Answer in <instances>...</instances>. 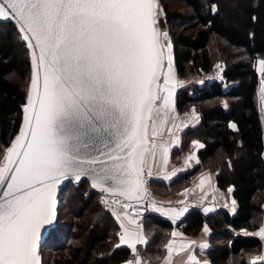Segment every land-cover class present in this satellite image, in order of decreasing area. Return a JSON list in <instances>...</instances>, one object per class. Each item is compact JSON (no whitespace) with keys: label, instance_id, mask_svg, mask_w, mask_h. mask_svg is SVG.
<instances>
[{"label":"snow or ice","instance_id":"6c2138e0","mask_svg":"<svg viewBox=\"0 0 264 264\" xmlns=\"http://www.w3.org/2000/svg\"><path fill=\"white\" fill-rule=\"evenodd\" d=\"M161 11L158 0H0V19L14 20L32 50L24 123L0 165V264H41L40 234L55 220L62 179L90 177L94 188L140 200L147 157L159 151L167 162L157 137L174 112L176 80ZM121 228L134 253L146 243L142 232ZM255 235L264 239V227Z\"/></svg>","mask_w":264,"mask_h":264},{"label":"trees","instance_id":"16d2710c","mask_svg":"<svg viewBox=\"0 0 264 264\" xmlns=\"http://www.w3.org/2000/svg\"><path fill=\"white\" fill-rule=\"evenodd\" d=\"M172 1L158 0L168 27L173 67L179 77L195 72L202 78L175 92L174 108L186 112L194 107L198 117L172 141L171 160L179 162L193 139L203 147L196 152L195 164L170 180L151 177L150 183L156 194L180 191L203 164L214 173L218 188L231 187L237 207L233 213L226 208L204 213L193 207L173 222L153 205L152 212L143 216V228L152 233L144 243L145 251L156 260L175 226L195 235L207 223L211 264H253L250 253L260 251L262 240L235 230L259 228L264 215V126L257 103L260 75L255 67L259 57L264 59V0H243L239 10L230 9V13L228 0H176L181 7H173ZM217 62L221 78L204 77ZM30 74L29 50L18 28L10 20H0L1 163L21 124ZM63 210L72 211L73 219L67 221ZM121 229L115 212L104 209L88 180L70 181L60 196L57 224L42 246L43 264H120L133 255L121 243ZM54 233L59 235L53 241ZM47 248L64 253L45 257Z\"/></svg>","mask_w":264,"mask_h":264},{"label":"crops","instance_id":"0c3cea01","mask_svg":"<svg viewBox=\"0 0 264 264\" xmlns=\"http://www.w3.org/2000/svg\"><path fill=\"white\" fill-rule=\"evenodd\" d=\"M180 82L181 81H178L177 84L174 86L175 92L177 90V87L182 86ZM174 95L175 93L173 94V104H174ZM190 112L183 113L174 108V112L170 113L169 120L166 126L164 127V129L162 130V134L157 137L158 144L164 143L168 147L167 162L166 163L164 162L162 155L159 151H157L154 161L149 155L147 157V163L145 165V171H144V173H147L148 176L150 177L159 176L165 178L166 180H170V178L173 177L175 174H177V172H179L181 169L187 168V162L185 160L186 154L185 156L182 157L183 160L181 162H177L175 164L171 160L170 148L172 141L177 137L179 133V129L185 125L192 124L197 120L196 115H194V117H191L190 114L187 115V113ZM169 128L171 129V132L168 131ZM194 142H192V147H195L197 150L200 148L199 145H203L202 142L199 141H194ZM196 152L194 153V156H192V158L198 161ZM149 170L151 171V175L148 174ZM206 170H207L206 168L200 167L197 170V172L192 176L191 182L186 188L177 192L170 190L168 194L160 195L158 201L155 200L154 202L155 211L167 217L168 219L172 220L173 222H177L180 218L183 217V215H185V213H187L193 207L200 208L204 213H210L217 208H226L231 213H233L236 210L237 205L235 199L233 198L231 192L229 191L231 187H228L227 190H222L218 188L216 186L214 173H210ZM233 201H235V204H233ZM184 209H186V211H184ZM205 209H209V211H205ZM172 210H175V212H173ZM177 212H179L180 215L177 216L176 215ZM124 213L125 212L121 211V213H119L117 216L119 217L118 220L120 221V223L121 224L123 223L126 228L142 232L145 241L148 240L151 237L152 233L150 231H146L143 228L144 217H141L143 219L141 221L139 220L140 222H137L138 218L136 216L128 213V216L126 217ZM129 219L134 220L135 223L129 224ZM205 226L208 229L207 232H205L204 230ZM261 227H264V225L262 224L259 228L255 230L240 228V229H236L235 231L245 235H251V234L255 235V233H257ZM123 232L124 229L122 228L121 235H123ZM173 232L180 233L181 235L174 237L172 235ZM209 232H211V229L207 223H204L200 232L195 235L184 233L181 227L175 226L171 230V232H169V239L166 243L168 245L169 241H173L172 246L174 251L171 256V261L172 262L174 261V263L177 264H193V262L189 261V256H195L196 262H198V264H211L207 254L208 249L210 248V243L208 241V236H207ZM259 238L262 240V249L260 250V253H258V256L256 257H264V239H262L261 237ZM190 242H195V243H190ZM181 244H187L188 247L181 251L180 250ZM202 244L206 245V247L201 248L200 245ZM164 256L165 257L162 262L166 263L165 258L168 257L167 248ZM256 257L252 258V262ZM133 260L134 257H131L121 262L120 264H128V261H133ZM256 262L264 263V261H256Z\"/></svg>","mask_w":264,"mask_h":264},{"label":"rangeland","instance_id":"374dc122","mask_svg":"<svg viewBox=\"0 0 264 264\" xmlns=\"http://www.w3.org/2000/svg\"><path fill=\"white\" fill-rule=\"evenodd\" d=\"M243 0H228L227 1V5H226V7H227V9H226V11L228 12V13H230L229 12V10L231 9V11H233V12H235V10L236 9H238V7H239V4L242 2ZM173 2V7H181V3L180 2H178V1H176V0H173L172 1ZM160 9H161V6H160ZM239 10V9H238ZM161 18L160 19H162V24H161V27H159V25H158V28L160 29V31L161 32H167V34H168V27L166 26V25H164V20H163V14H162V11L160 12V15H159ZM242 15H240L239 17H241ZM239 17L238 18H235L234 20H238L239 19ZM243 17V16H242ZM168 37H169V34H168ZM163 43H165V45L168 43V41H163ZM234 53H236V52H234ZM237 54V53H236ZM171 56H172V52H171ZM242 56H244L243 55V53H242ZM261 60H264L263 58H261V57H259L257 60H256V63H255V67L257 68V71H258V69H259V61H261ZM221 64H220V62H217V64L215 65V67H214V69L211 71V72H209V73H207V74H205L204 75V77H207V78H209V79H211V78H218V79H220L221 78ZM167 70V68H165V71ZM173 71H174V76H175V80H176V84H177V82L178 81H181L180 82V84H186V83H188L189 81H191V80H200L201 78H202V76H200L198 73H195V72H192V73H190L189 74V76H186V77H179L178 76V74L176 73V71H175V69L173 68ZM258 73H259V75H260V83H259V85H258V88H257V103H258V107H259V109H260V113H261V117H262V121H263V126H264V100H262V96H264V91H262V89H264V84H262V80H264V73H261V72H259L258 71ZM175 84V85H176ZM180 87V86H179ZM179 87H177V90H178V88ZM176 90V91H177ZM174 93H175V88H174ZM193 110H195V114L194 115H196L197 117H198V113H197V111H196V109H194V107H192V108H190L188 111H186V112H190V113H187V115H191V117H194V115H193ZM184 113V112H183ZM186 126V125H185ZM185 126H183V127H185ZM183 127H181L179 130H181ZM194 141H199L200 142V140H198V139H193L192 141H191V143L189 144V147H187L188 149H187V151H186V158H185V160H186V162H187V166H191V165H193V164H195V162H197V160L196 159H194V158H191V159H189V157H192V156H194V153L196 152V148L195 147H192V142H194ZM203 144V143H202ZM190 152H191V154H190ZM197 159H198V157H197ZM183 159L181 158V160L179 161V162H181ZM185 160H184V162H185ZM173 162L176 164L178 161H176V159H174L173 160ZM0 165H2V163L0 162ZM174 165V164H173ZM183 165V164H182ZM201 166V168L203 167V168H206L207 170L206 171H208V172H210V173H212L211 172V170H209V168H207L206 166H203V164H201L200 165ZM145 175H147V173H145ZM191 179H192V176H191V178H190V180H189V183H188V185L190 184V182H191ZM187 185V186H188ZM228 188H226V189H224V190H227ZM152 190H153V188H152ZM95 191H97V190H95ZM98 192V195H99V201H100V192H101V190H98L97 191ZM152 195H153V205H154V202H155V200H157L158 201V198H159V196H160V194H155V192L154 191H152ZM100 204H101V202H100ZM102 205V204H101ZM103 207H104V209H109V210H111V211H114L115 212V214H116V217L118 216V214L119 213H121V211L122 212H127V211H125L123 208H121L119 205H116V204H110V205H107V206H104V205H102ZM154 207H155V205H154ZM124 210V211H123ZM63 213H64V217L67 219V221H69V220H71V219H73V216H72V211L70 212L69 210H66V211H62ZM117 212V213H116ZM128 213V212H127ZM130 214V213H129ZM132 215V214H131ZM135 216V215H134ZM137 218H138V220H137V222H140L143 218H141L140 216H136ZM140 220V221H139ZM262 224L264 225V215H263V217H262ZM210 233L211 232H209L208 233V237H209V235H210ZM59 234L58 233H54V238H53V241L55 240V237H57ZM209 239V238H208ZM76 243V242H75ZM77 245V244H76ZM261 249H262V247H261ZM260 249V250H261ZM46 252H47V256H45V257H48L49 255V253L51 254V255H57V254H62V253H64L63 251H58V250H52V249H49V248H47L46 250H45ZM145 252V254H147L146 253V251H144ZM165 253H166V247H164L163 248V254H161L160 256H158V258L156 259V260H154L151 256L149 257L150 259H151V264H166V263H164V262H162L163 261V259H164V255H165ZM258 253H260V251H257V252H254V251H252L251 253H250V257H249V261H251L252 262V258L253 257H256V256H258ZM137 255L139 256V258H140V260H141V264H147V263H145L142 259H141V256H140V253L138 252V250H137V248H136V252L135 253H133V255H132V257H134V260H133V262L135 261V259H136V257H137ZM148 255V254H147ZM149 256V255H148ZM173 259V258H172ZM154 263H153V262ZM171 264H177V263H174V261L172 262L171 261Z\"/></svg>","mask_w":264,"mask_h":264},{"label":"built area","instance_id":"2783aa9c","mask_svg":"<svg viewBox=\"0 0 264 264\" xmlns=\"http://www.w3.org/2000/svg\"><path fill=\"white\" fill-rule=\"evenodd\" d=\"M150 176L145 175L144 177V189H145V194L140 200H133V201H126L124 197L120 196V198L116 201H113L111 197L107 194L104 193L103 191L100 192V202L102 205L107 206L110 204H116L119 205L121 208H123L125 211L128 213L135 215V216H140L143 217L144 215L151 213L153 209V195H152V186L150 183ZM125 203L130 204L131 206L127 209L123 207ZM136 248L138 252L140 253L141 259L147 263L151 264V259L147 254H145V246L144 243H138L136 245Z\"/></svg>","mask_w":264,"mask_h":264},{"label":"water","instance_id":"95a60500","mask_svg":"<svg viewBox=\"0 0 264 264\" xmlns=\"http://www.w3.org/2000/svg\"><path fill=\"white\" fill-rule=\"evenodd\" d=\"M0 20H10L12 21L15 25V21L14 20H11V19H0ZM16 27L18 28V26L16 25ZM158 27V25H157ZM26 43V46H27V42L25 41ZM28 48V46H27ZM29 59H30V65H31V52L32 50L29 49ZM30 82H31V74H30V80H29V84H28V90H27V94H26V102L25 104L23 105L22 107V111H23V114H22V120H21V124H20V127H19V130L17 131V133L15 134L14 138L12 139V141L15 139V137L17 135L20 134V129L21 127L23 126V123H24V116H25V110H24V106L26 105L27 103V95H28V92L30 90ZM12 141H11V144H12ZM11 144L8 146V147H11ZM7 147V148H8ZM4 163V159H2V164ZM144 177H145V173L142 177V179L144 180ZM82 180H88L92 186V180L90 177H82L79 181H76L74 179H62L61 182L58 184L57 186V191H56V206H55V220L53 221V223L51 225H46L44 229L41 230V234H40V240H39V243H38V253H39V256H40V261H41V264H43V255H42V246L45 244L46 240L48 239V237L50 236V233H51V230L56 226L57 224V219H58V208H59V204H60V196H61V193H62V190L63 188L66 186V184L68 182H73V183H78ZM94 188V187H93ZM95 190H99L98 188H94ZM0 191H2V189H0Z\"/></svg>","mask_w":264,"mask_h":264},{"label":"bare ground","instance_id":"6f19581e","mask_svg":"<svg viewBox=\"0 0 264 264\" xmlns=\"http://www.w3.org/2000/svg\"><path fill=\"white\" fill-rule=\"evenodd\" d=\"M104 193H106V192H104ZM110 197H111V199L113 200V201H116L117 200V198L119 199L120 198V196L119 195H115V196H113L112 194H110V193H107Z\"/></svg>","mask_w":264,"mask_h":264}]
</instances>
